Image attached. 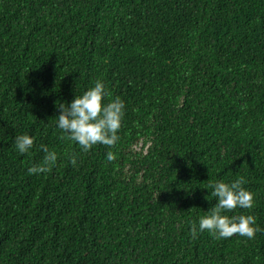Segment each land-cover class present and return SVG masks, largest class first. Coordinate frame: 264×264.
Returning <instances> with one entry per match:
<instances>
[{"label":"trees","instance_id":"16d2710c","mask_svg":"<svg viewBox=\"0 0 264 264\" xmlns=\"http://www.w3.org/2000/svg\"><path fill=\"white\" fill-rule=\"evenodd\" d=\"M97 80L125 115L84 153L58 104ZM241 176L262 231L193 239ZM0 264H264V0H0Z\"/></svg>","mask_w":264,"mask_h":264},{"label":"clouds","instance_id":"9594fccd","mask_svg":"<svg viewBox=\"0 0 264 264\" xmlns=\"http://www.w3.org/2000/svg\"><path fill=\"white\" fill-rule=\"evenodd\" d=\"M106 97L109 98L107 103ZM111 97L105 84L97 80L93 87L76 95L70 104L59 103L56 120L61 130L60 138L74 142L84 153L98 144L109 149L115 147L120 139L118 132L125 115V104L119 96ZM14 143L18 152L25 154L32 149L34 138L25 133L17 135ZM40 148L45 153L43 160L30 167L29 174L47 173L57 165V152L45 145ZM67 155L69 162L76 166L78 153L70 152ZM114 159L115 154L108 151V162ZM245 183L243 176L232 182L216 180L208 183L207 188L212 190L210 195L217 203L199 217L198 224L195 221L191 223L190 234L193 239L205 231L216 240L232 238L234 235L254 239L256 233L262 231L257 226L256 216L252 214H225L238 208L251 210L254 207V195L243 186Z\"/></svg>","mask_w":264,"mask_h":264},{"label":"rangeland","instance_id":"374dc122","mask_svg":"<svg viewBox=\"0 0 264 264\" xmlns=\"http://www.w3.org/2000/svg\"><path fill=\"white\" fill-rule=\"evenodd\" d=\"M139 146V145H138Z\"/></svg>","mask_w":264,"mask_h":264}]
</instances>
